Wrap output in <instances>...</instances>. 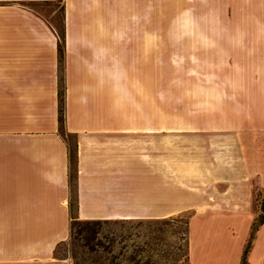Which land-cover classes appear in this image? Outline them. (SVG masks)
Instances as JSON below:
<instances>
[{
	"label": "crops",
	"instance_id": "obj_1",
	"mask_svg": "<svg viewBox=\"0 0 264 264\" xmlns=\"http://www.w3.org/2000/svg\"><path fill=\"white\" fill-rule=\"evenodd\" d=\"M56 2L0 0V264H62L74 219L186 212L190 264H242L264 192V32L217 38L244 42L206 78L164 81L161 43L115 30L162 19L163 0H63V64L30 5ZM248 262L264 264V224Z\"/></svg>",
	"mask_w": 264,
	"mask_h": 264
},
{
	"label": "rangeland",
	"instance_id": "obj_2",
	"mask_svg": "<svg viewBox=\"0 0 264 264\" xmlns=\"http://www.w3.org/2000/svg\"><path fill=\"white\" fill-rule=\"evenodd\" d=\"M30 5L65 33L63 0ZM134 21L115 30L151 36L149 47L161 43L164 81L197 80L206 78V63L228 62L237 54L232 45L244 42L217 38L264 32V0H163L162 19ZM63 132L74 146V135ZM189 219L186 212L157 220L74 221L72 237L58 246L55 258L62 264H190Z\"/></svg>",
	"mask_w": 264,
	"mask_h": 264
},
{
	"label": "trees",
	"instance_id": "obj_3",
	"mask_svg": "<svg viewBox=\"0 0 264 264\" xmlns=\"http://www.w3.org/2000/svg\"><path fill=\"white\" fill-rule=\"evenodd\" d=\"M59 35H60V46H59V48H60V58H61V62L63 63V58H64V50H63L64 31H63V33L59 32ZM60 123H61L62 130H64V128H65L64 127L65 126L64 125L65 124V92H64V78L63 77H61V79H60ZM68 143H69V141H68ZM70 158H71V164H72V179H73L74 178V173H75L74 172V166H75V145L74 146L70 145ZM261 192H263V191H261ZM259 193H260V191H257V199L259 197ZM259 205H260L259 213L254 219L248 242H247V244H246V246L244 248L242 264H249L248 255H249V253H250V251H251V249L253 247V243H254L257 231L264 224V195L262 197L261 202H259ZM130 220H132V219H130ZM74 221L95 222V221H114V220H78V219H74ZM74 221L72 222L70 237H72ZM115 221H117V220H115Z\"/></svg>",
	"mask_w": 264,
	"mask_h": 264
}]
</instances>
